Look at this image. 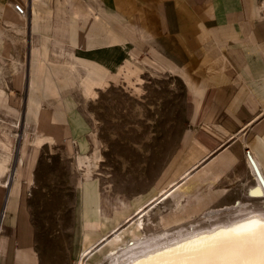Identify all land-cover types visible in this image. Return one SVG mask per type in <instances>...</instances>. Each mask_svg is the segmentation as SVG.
Here are the masks:
<instances>
[{"label": "crops", "instance_id": "crops-1", "mask_svg": "<svg viewBox=\"0 0 264 264\" xmlns=\"http://www.w3.org/2000/svg\"><path fill=\"white\" fill-rule=\"evenodd\" d=\"M12 1L0 0V112L15 113L22 104L26 125L41 115L44 128L32 136L23 128L14 141L0 135L7 148L0 146V264H51V253L46 258L39 245L26 189L39 148L62 139V126L79 151L88 145L74 135L84 123L72 101L62 97L53 106L50 97L74 93L67 80L97 86L141 64L187 83L194 106L186 142L155 193L124 219L168 190L147 210L171 197L176 211L184 200L197 212L225 201L224 189L248 172V159L264 170V0H18L26 17ZM15 140L16 149L10 144ZM114 221L102 218L98 195L90 209L82 186L69 259L76 261L86 244L109 234Z\"/></svg>", "mask_w": 264, "mask_h": 264}, {"label": "rangeland", "instance_id": "rangeland-1", "mask_svg": "<svg viewBox=\"0 0 264 264\" xmlns=\"http://www.w3.org/2000/svg\"><path fill=\"white\" fill-rule=\"evenodd\" d=\"M17 2L19 1H12V5ZM13 54L12 52V56ZM22 55L24 49L20 58ZM3 61L0 58V66ZM22 61L24 67L25 61ZM133 66L136 67L134 72L125 73L123 70L110 77L111 81L102 79L97 86H91L86 79L83 87L80 83L67 80V87L74 93H51L53 106L62 97L65 103L72 101L73 111L76 109L84 123L82 133L75 131L74 135L82 136L88 144L85 150L79 151L78 146L72 143L71 136L67 140L64 138L62 126V139L42 145L39 157H35L29 166L26 193L39 245L46 258L51 253V264H75L79 259L71 261L67 255V247L82 186L85 202L90 209L94 210L96 207L98 195L102 218L106 220L113 216L115 220L114 228L104 236L109 237L114 231L124 228L123 243H130L134 236H151L163 230L171 232L180 226L199 224L195 227L204 226L200 230L228 227L226 222L233 220L230 218L233 214L232 205L236 206L238 201L245 203L247 209L263 205L264 198L254 189L256 180L249 167L245 175L232 181L224 189V202L192 212L189 211L190 206L180 200L181 210L176 211L173 200L169 197L143 214V230L135 235L129 233L133 228V224H130L132 219L125 221L124 218L155 193L161 174L166 177L188 137L194 106L187 83L181 76L141 64ZM125 67L126 71L131 69ZM59 76L60 73H55V78L61 81ZM26 91L24 85L22 92L26 94ZM23 96L24 93H20L19 99L22 100ZM21 106L22 104L15 113L0 112L1 138L14 141V137L23 128L28 129L31 136L40 134L37 130L44 128L40 123L41 115H38L36 124L28 127L24 122ZM13 141L10 144L16 149L18 140ZM4 144L0 142V146L7 150ZM29 145L34 146V143L30 142ZM208 211H217L218 217H205L204 213ZM215 220L218 223L212 225L211 222ZM109 225L108 222L103 226L106 228ZM204 238L206 237H201V241L197 240L192 248L190 245H182V249L179 248L175 254L178 256L170 258V255H159L151 262L221 264L223 261L228 263V259L232 261V257L236 261L237 257V262H229L239 264L242 259L240 264H255L258 240L237 243L225 236L206 250H200L208 243ZM108 246L114 250L119 248L114 243H109ZM101 252L102 249H98L85 264H106Z\"/></svg>", "mask_w": 264, "mask_h": 264}, {"label": "bare ground", "instance_id": "bare-ground-1", "mask_svg": "<svg viewBox=\"0 0 264 264\" xmlns=\"http://www.w3.org/2000/svg\"><path fill=\"white\" fill-rule=\"evenodd\" d=\"M14 8V7H13ZM26 8V7H25ZM27 10V9H26ZM25 17V16H21ZM86 157H88L86 155ZM89 159V158H88ZM255 159V158H253ZM252 159V161H253ZM248 165L253 172L256 180V186L254 189L261 194L264 198V172L261 168L256 165L257 162L253 163L250 159L247 160ZM261 173V176L259 175ZM187 174V173H186ZM185 177V176H184ZM183 179V178H182ZM181 182V181H180ZM180 182H176L173 187H178ZM171 190L164 191L161 195L156 197L153 201L149 202L148 206L138 207L133 214L125 219V221H131L130 224H133V228L129 230V233L135 235L138 231L144 229V219L142 218L143 214L147 212L148 207H151L154 203L163 200L167 194L170 193ZM233 207L232 216L233 219L231 222H226V226H218L212 229H204L200 230L202 227H195L197 225L192 226H180L177 229L172 230L171 232L162 231L158 234H152L151 236H134L130 243L122 242V235L124 233V228L120 230H116L113 232L111 236H102L100 237L94 244H86L79 259L75 262V264H85L86 260L96 254L98 249H102V257L105 260L106 264H152V260L154 257H159V255H170V258H173L178 252V249H182V245H192L196 243V241H201V237H206L204 240H207V245H212L214 242L221 241L225 233L231 228H235L240 225H245L251 220H264V199L263 205L258 207H252L251 209H247L245 203L241 201L237 202V205ZM230 214V213H229ZM204 216L209 219L217 218V211H208L204 213ZM228 220H231V219ZM208 219V220H209ZM218 221L215 220L211 222L212 225L217 224ZM217 226V225H216ZM114 228V227H113ZM136 229V230H134ZM200 230V231H199ZM122 242V243H121ZM109 243H114L115 245H119L117 250H114L112 247H109ZM216 244V243H214ZM185 247V246H184ZM188 249V247L186 248ZM190 249V248H189ZM184 251V250H183ZM180 253V251H179ZM181 254V253H180ZM260 253H259V241L257 243V255L255 264H261L260 261ZM161 257V256H160ZM98 258V257H97ZM166 258V256H165ZM164 258V259H165ZM160 259H163L162 257ZM232 261L228 259V263L222 262L223 264H231V262H237L238 259L232 257ZM239 260V264L241 263ZM244 261V260H243ZM155 262V261H154ZM153 262V264H154ZM221 263V264H222ZM157 264V263H155ZM219 264V263H218Z\"/></svg>", "mask_w": 264, "mask_h": 264}, {"label": "snow or ice", "instance_id": "snow-or-ice-1", "mask_svg": "<svg viewBox=\"0 0 264 264\" xmlns=\"http://www.w3.org/2000/svg\"><path fill=\"white\" fill-rule=\"evenodd\" d=\"M230 241L237 243L259 241V253L261 264H264V220H251L245 225H240L231 228L225 233ZM211 245H206L203 249L206 250Z\"/></svg>", "mask_w": 264, "mask_h": 264}, {"label": "built area", "instance_id": "built-area-1", "mask_svg": "<svg viewBox=\"0 0 264 264\" xmlns=\"http://www.w3.org/2000/svg\"><path fill=\"white\" fill-rule=\"evenodd\" d=\"M14 10L16 11V13L20 16H26L27 15V10L24 7V5H22L21 3L17 2L13 4Z\"/></svg>", "mask_w": 264, "mask_h": 264}]
</instances>
